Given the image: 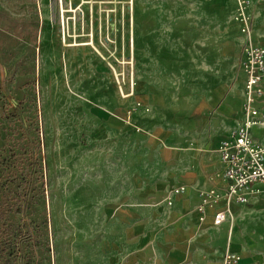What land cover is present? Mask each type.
I'll return each instance as SVG.
<instances>
[{
    "label": "rangeland",
    "instance_id": "obj_1",
    "mask_svg": "<svg viewBox=\"0 0 264 264\" xmlns=\"http://www.w3.org/2000/svg\"><path fill=\"white\" fill-rule=\"evenodd\" d=\"M235 15L236 0H0V264H162L153 213L183 173L155 203L134 171L157 150L166 164L164 141L216 153L241 122Z\"/></svg>",
    "mask_w": 264,
    "mask_h": 264
},
{
    "label": "crops",
    "instance_id": "obj_2",
    "mask_svg": "<svg viewBox=\"0 0 264 264\" xmlns=\"http://www.w3.org/2000/svg\"><path fill=\"white\" fill-rule=\"evenodd\" d=\"M248 6L247 11L253 18L251 30L257 35L254 40L251 32L250 41L255 45H264V1L250 0ZM68 61L70 56L67 54ZM261 85L264 91V77ZM243 94V91L240 94L239 86L232 88L221 103L222 113L238 108L241 104L238 96L243 97ZM255 106L264 112V92L257 98ZM243 117L244 113L241 121ZM219 120L220 115H215L211 119L212 126L216 127ZM153 131L155 134V129ZM230 133L224 134L215 143L216 153L212 145L205 152H200L196 146L182 147L164 141L163 147L168 151L166 162H163L166 164L159 167V162L163 160L157 150L155 172L134 171L135 186L140 193L154 191L155 203L165 195L176 176L183 173L176 184L185 185V191L172 194V205L156 204L153 213L155 239L163 242L161 248H164L157 250L155 255L162 264H222L223 253L228 249L239 255L236 264H264V184L256 185L257 191L250 194L246 202H227L229 208L221 224H213V209H207L205 219L199 220L197 205L200 190L225 188L217 147L220 140ZM251 133L255 141L264 145V125H254Z\"/></svg>",
    "mask_w": 264,
    "mask_h": 264
},
{
    "label": "built area",
    "instance_id": "obj_3",
    "mask_svg": "<svg viewBox=\"0 0 264 264\" xmlns=\"http://www.w3.org/2000/svg\"><path fill=\"white\" fill-rule=\"evenodd\" d=\"M249 2L250 0H236L235 15L242 23L241 30L247 42L244 61L247 75L244 117L228 137L220 140L217 147L222 162L221 176L225 180V188L202 189L199 192L200 201L197 205L199 220L205 219L207 209H213L214 225H219L226 219L229 208L227 202L230 203L232 200L246 202L249 195L257 191L256 185L264 184V145L255 141L250 131L254 125H264V112L255 106L257 98L264 92L261 85L264 77V45H255L250 41L252 23L247 11ZM184 191L183 184H179L173 190L174 193ZM169 203H172L171 200ZM237 261L238 255L227 251L223 264H236Z\"/></svg>",
    "mask_w": 264,
    "mask_h": 264
},
{
    "label": "bare ground",
    "instance_id": "obj_4",
    "mask_svg": "<svg viewBox=\"0 0 264 264\" xmlns=\"http://www.w3.org/2000/svg\"><path fill=\"white\" fill-rule=\"evenodd\" d=\"M87 42H89V41H87ZM238 255V254H237ZM238 260H239V255H238Z\"/></svg>",
    "mask_w": 264,
    "mask_h": 264
}]
</instances>
